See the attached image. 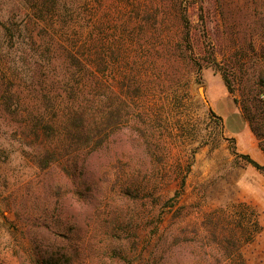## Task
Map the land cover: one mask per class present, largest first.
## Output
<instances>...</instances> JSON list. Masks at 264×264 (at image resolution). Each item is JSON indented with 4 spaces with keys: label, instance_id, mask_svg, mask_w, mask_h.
I'll use <instances>...</instances> for the list:
<instances>
[{
    "label": "rangeland",
    "instance_id": "1",
    "mask_svg": "<svg viewBox=\"0 0 264 264\" xmlns=\"http://www.w3.org/2000/svg\"><path fill=\"white\" fill-rule=\"evenodd\" d=\"M41 6L0 0V21L73 23L120 119L99 148L74 143L63 82L30 86L38 48L22 57L25 45L0 33V69L30 71L21 112L0 106V264H231L216 242L226 236L231 252L232 235L246 264H264V170L233 153L264 165L248 118L264 128V21L251 0H61L54 15Z\"/></svg>",
    "mask_w": 264,
    "mask_h": 264
},
{
    "label": "trees",
    "instance_id": "2",
    "mask_svg": "<svg viewBox=\"0 0 264 264\" xmlns=\"http://www.w3.org/2000/svg\"><path fill=\"white\" fill-rule=\"evenodd\" d=\"M60 2L61 0H42L41 9L38 11L39 13L51 15L59 13ZM251 4L253 5L256 19L260 22L264 21V0H251ZM178 11L182 22L181 44L182 46L185 44L188 47V45L191 46L190 22L184 8L179 6ZM42 19L35 18L15 23L8 18L0 21V33L5 41L7 40L20 48L25 45V50L21 49L22 57L26 55V46L30 48L29 50H36L33 46L38 48L37 51L30 54L33 57V61L37 62V69L33 71L30 77L32 81L30 86L37 84L42 78L46 81L52 76L63 82V91L68 96V102L66 106H63L62 112V126L66 135L70 136L73 142L80 147L91 146L97 149L108 138L107 129L110 122H114L116 126L119 124L118 121L120 119V110L118 111L117 109L116 112H111L108 110L104 100L107 91L105 73L102 69L97 70L90 65L91 54L89 50L91 46L87 38L81 42L73 23ZM262 27L264 32V26ZM46 35L48 37H45ZM27 55L29 56L28 53ZM181 57L186 58L185 55ZM208 59L216 63L213 52ZM51 60L54 61L53 68L49 65ZM199 68H202V66L199 65ZM29 72L28 69H0V106L4 107V110L10 114L21 112L20 94L22 90H20L19 86L25 80H29ZM136 93L137 91H135ZM114 94L118 99L121 96L118 91L114 92ZM132 95L134 96V94ZM62 100H64L63 97ZM110 114L114 115V117H110ZM248 118L251 128L258 137L260 146L264 151V128L261 130V126L256 124L252 116H248ZM233 153L236 156L243 157L256 168L264 170V165L258 163L249 154H240L235 146H233ZM184 184L185 181L183 179L182 187ZM244 205L240 204V206ZM252 225L251 237H253L252 234L258 232L261 228L256 219ZM183 230L184 228L181 229V231ZM232 237L235 245H233L231 252H229V245L226 244V236L220 238V242H216L218 246H221V248L217 249L223 250L228 257L232 256L234 258L231 264H246L240 252L241 238L236 235H232ZM181 238L182 233L180 232L175 236L177 242L174 243H179L178 241L182 240Z\"/></svg>",
    "mask_w": 264,
    "mask_h": 264
}]
</instances>
